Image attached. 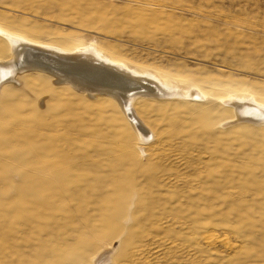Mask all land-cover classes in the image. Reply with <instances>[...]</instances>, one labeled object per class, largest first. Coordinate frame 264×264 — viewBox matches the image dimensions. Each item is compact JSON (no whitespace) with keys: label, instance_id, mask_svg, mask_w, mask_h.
<instances>
[{"label":"rangeland","instance_id":"374dc122","mask_svg":"<svg viewBox=\"0 0 264 264\" xmlns=\"http://www.w3.org/2000/svg\"><path fill=\"white\" fill-rule=\"evenodd\" d=\"M0 11L17 36L95 46L206 95L137 100L140 140L110 96L17 73L0 91V264H92L103 251L106 264H264V118L224 103L264 102V0H0Z\"/></svg>","mask_w":264,"mask_h":264},{"label":"bare ground","instance_id":"6f19581e","mask_svg":"<svg viewBox=\"0 0 264 264\" xmlns=\"http://www.w3.org/2000/svg\"><path fill=\"white\" fill-rule=\"evenodd\" d=\"M0 40L3 41L0 43V51L7 52V57L5 54L0 58V91L6 85L16 87L17 73L35 71L51 73L55 84L69 82L75 90L89 96V99L104 95L113 98L140 140L145 137L147 127L134 113L133 105L137 100L147 97L163 100L206 98L199 89L189 84H181L180 82H183L181 79L164 77L155 72L131 67L127 63L114 61L95 46L71 50L49 47L17 36L1 25ZM11 91L12 89H9V92ZM224 103L234 108V113L239 119L264 118V102L255 101L247 92L240 95L231 94ZM106 262L104 251L91 260L92 264Z\"/></svg>","mask_w":264,"mask_h":264},{"label":"water","instance_id":"95a60500","mask_svg":"<svg viewBox=\"0 0 264 264\" xmlns=\"http://www.w3.org/2000/svg\"><path fill=\"white\" fill-rule=\"evenodd\" d=\"M112 86H113V87H119V86H117V85H115V86H114V85H112Z\"/></svg>","mask_w":264,"mask_h":264}]
</instances>
